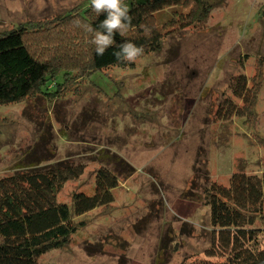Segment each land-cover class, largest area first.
Here are the masks:
<instances>
[{"label":"rangeland","instance_id":"374dc122","mask_svg":"<svg viewBox=\"0 0 264 264\" xmlns=\"http://www.w3.org/2000/svg\"><path fill=\"white\" fill-rule=\"evenodd\" d=\"M90 1L0 0V34L34 35ZM204 1L201 21L173 28L132 67L96 73L55 101L0 107V177L29 162H85L57 194L69 206L74 191L92 188L101 154L120 157L112 206L74 217L70 241L37 264L203 259L211 231L203 188L237 171L264 178V0ZM239 74L256 88L251 113L225 118V98L245 111L230 89Z\"/></svg>","mask_w":264,"mask_h":264},{"label":"trees","instance_id":"16d2710c","mask_svg":"<svg viewBox=\"0 0 264 264\" xmlns=\"http://www.w3.org/2000/svg\"><path fill=\"white\" fill-rule=\"evenodd\" d=\"M124 3L132 17L131 27L124 36L114 33L115 44L102 56L95 54L93 34L75 24L79 20L81 25L104 31L100 25L107 13L96 16L91 1L76 14L49 19L34 35L22 27L0 34V107L39 97L55 101L96 73L132 67L133 63L114 55L119 45L131 41L144 49L143 55L158 52L173 28L201 21L206 5L204 0ZM230 89L245 111L225 98L222 116L251 113L256 88L239 74L231 79ZM100 158L105 162L98 163L92 188L74 191L70 206L57 194L66 182L84 173L85 162H29L0 177V264H37L43 254L70 241L77 229L74 217L112 206L120 157L114 152ZM202 200L209 209V247L203 259H184L179 264H264V178L237 171L226 184L205 186Z\"/></svg>","mask_w":264,"mask_h":264},{"label":"clouds","instance_id":"9594fccd","mask_svg":"<svg viewBox=\"0 0 264 264\" xmlns=\"http://www.w3.org/2000/svg\"><path fill=\"white\" fill-rule=\"evenodd\" d=\"M92 11L99 16L102 12L107 13L106 19L101 22L100 27L104 31H96L91 25H81L79 20L75 24L83 26L85 30L92 33L91 43L95 46L94 51L97 56H102L106 49L115 44L114 33L124 36L131 27L132 17L129 15V8L124 0H91ZM150 35V33H149ZM119 51L114 55L118 60L134 63L144 54V49L133 42H125L118 46Z\"/></svg>","mask_w":264,"mask_h":264}]
</instances>
